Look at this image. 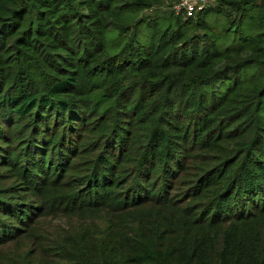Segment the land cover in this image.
<instances>
[{"label": "trees", "instance_id": "1", "mask_svg": "<svg viewBox=\"0 0 264 264\" xmlns=\"http://www.w3.org/2000/svg\"><path fill=\"white\" fill-rule=\"evenodd\" d=\"M177 1L0 0L8 264H264V0Z\"/></svg>", "mask_w": 264, "mask_h": 264}, {"label": "rangeland", "instance_id": "2", "mask_svg": "<svg viewBox=\"0 0 264 264\" xmlns=\"http://www.w3.org/2000/svg\"><path fill=\"white\" fill-rule=\"evenodd\" d=\"M150 13L154 14L155 10L154 11H150ZM52 222L53 223L57 222V220H54ZM63 225L66 226V224H60L59 225L60 229H64ZM57 228H58V226H57ZM28 249H29V247L26 245L24 247L23 251L21 252L20 251L21 250L20 247L15 242H13L11 244H8L5 247H2L0 249V264H8L10 262V260H12L13 258H15L16 260L23 259L26 256L24 253ZM27 258L31 260V263H32L33 260H35V258H32V257H27ZM27 262H29V261H27ZM16 264H19V263H16Z\"/></svg>", "mask_w": 264, "mask_h": 264}, {"label": "built area", "instance_id": "3", "mask_svg": "<svg viewBox=\"0 0 264 264\" xmlns=\"http://www.w3.org/2000/svg\"><path fill=\"white\" fill-rule=\"evenodd\" d=\"M214 0H179L172 4L171 9L175 13L182 12L187 16L202 10Z\"/></svg>", "mask_w": 264, "mask_h": 264}]
</instances>
